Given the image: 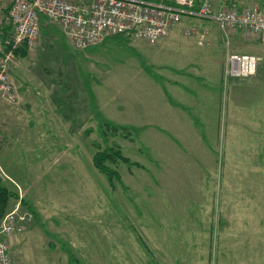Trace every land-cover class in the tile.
<instances>
[{"label":"rangeland","instance_id":"1","mask_svg":"<svg viewBox=\"0 0 264 264\" xmlns=\"http://www.w3.org/2000/svg\"><path fill=\"white\" fill-rule=\"evenodd\" d=\"M9 3L0 2V29ZM175 28L171 40L111 36L79 50L47 21L26 55L13 49L9 73L18 93L15 101L0 100V170L14 194L7 212L19 202L33 213L32 224L14 236L16 264H174L176 245L169 239L182 264H197L184 232L170 238L154 220L189 219L184 207L201 192L195 182L187 188L184 172L195 167L186 157L207 147H188L185 139L208 129L189 128L187 121L197 114L216 121L233 86L224 80L218 26L184 19ZM236 31L229 51L262 56L251 87L264 113V40L248 39L263 36ZM110 147L129 159L107 161L119 179L109 180L92 162L97 150ZM171 152L182 159L172 161L177 170L169 192L154 179L164 174Z\"/></svg>","mask_w":264,"mask_h":264},{"label":"crops","instance_id":"2","mask_svg":"<svg viewBox=\"0 0 264 264\" xmlns=\"http://www.w3.org/2000/svg\"><path fill=\"white\" fill-rule=\"evenodd\" d=\"M222 1L213 0L214 7L218 8ZM234 1L239 6L262 4V0H252L247 4L243 0ZM178 32L176 28L172 30L168 39H173ZM237 32L231 33V37L235 39ZM253 38L248 36L251 41L264 40V36L260 39ZM256 56L259 61L262 59L261 55ZM258 70L259 67L255 75L228 85L233 87L229 90L225 106L219 109L216 121V115L209 120V116L203 114L188 119L187 127L192 128L199 124L203 129H208V133L185 139L188 147L195 146L197 142L207 147L205 151L187 155L189 167L195 168L192 173L184 172L190 182L189 185L187 183V188L191 190L195 182L199 185L201 197H196L194 203L192 197L193 207L188 208L185 205L189 219L154 220L165 224L160 232H169L170 238L175 237L178 232H184L187 247L195 254L197 264H264V113L257 95H254V88L251 87L257 80ZM177 76L180 78L181 75ZM172 83L175 87L180 84L176 76ZM242 85L244 87L240 89ZM259 112H262L261 115ZM171 116L174 117L172 114ZM212 127L216 128L214 134L209 131ZM214 137L215 140L212 139ZM173 146L170 143L169 147ZM203 154L205 157L202 158ZM174 157L182 159L181 154L174 156L172 152L166 153L164 158L168 162L165 164L164 174H156L154 186L160 190L168 186L169 192L171 191L177 170L172 164ZM179 173L183 179L182 173ZM0 176L9 187L2 169ZM15 186L19 187L16 184ZM14 205L15 203L12 208ZM31 224L32 222L29 225ZM169 244L171 248L176 245L171 261L176 264L177 259L182 264L184 258L179 255L181 250H178L176 242L169 239ZM10 245L16 246L15 237L10 239Z\"/></svg>","mask_w":264,"mask_h":264},{"label":"built area","instance_id":"3","mask_svg":"<svg viewBox=\"0 0 264 264\" xmlns=\"http://www.w3.org/2000/svg\"><path fill=\"white\" fill-rule=\"evenodd\" d=\"M4 16L12 28V39H6L5 44L13 48L5 50L0 42V100L8 102L15 101L18 93L9 73L13 49L21 44L27 48L36 45L43 18L59 25L79 50L99 45L114 35L153 43L169 36L184 19L213 22L226 48L223 76L228 85L255 75L259 61L254 54L229 51L231 33L242 29L264 36V6H239L234 0H223L218 8L213 0H10ZM32 218L33 213L17 202L0 219V264H16L10 239L23 232Z\"/></svg>","mask_w":264,"mask_h":264},{"label":"trees","instance_id":"4","mask_svg":"<svg viewBox=\"0 0 264 264\" xmlns=\"http://www.w3.org/2000/svg\"><path fill=\"white\" fill-rule=\"evenodd\" d=\"M7 7L5 9L4 15L6 14ZM41 23H46V20L43 18L41 20ZM11 25L4 20V24L0 29V42L2 45H4L5 50H8L10 48V44H5V40L11 37ZM115 37H122L124 35H114ZM15 51H18L20 55L24 56L27 53V46L25 44L19 45ZM105 125H109L108 122H105ZM113 129H118L117 126H113ZM129 135V131H128ZM117 159H121L124 162H129V159L121 154V150L116 147H110L105 148L102 150H97L93 156H92V162L94 167L98 170L103 172L107 175V178L109 180H112L113 178L119 179V174L114 171L113 168L109 167L107 164V161L110 162H116ZM14 196L10 189L2 183L1 177H0V219L3 217V215L7 212L8 209V202L9 200ZM73 261V259H71Z\"/></svg>","mask_w":264,"mask_h":264}]
</instances>
